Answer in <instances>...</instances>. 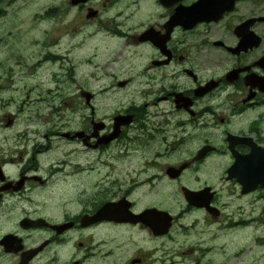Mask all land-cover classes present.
I'll list each match as a JSON object with an SVG mask.
<instances>
[{
  "label": "flooded vegetation",
  "instance_id": "1",
  "mask_svg": "<svg viewBox=\"0 0 264 264\" xmlns=\"http://www.w3.org/2000/svg\"><path fill=\"white\" fill-rule=\"evenodd\" d=\"M76 1L81 42L122 46L105 117L79 91L74 128L38 116L0 145V264H264V0ZM56 181L66 200L38 207Z\"/></svg>",
  "mask_w": 264,
  "mask_h": 264
},
{
  "label": "rangeland",
  "instance_id": "2",
  "mask_svg": "<svg viewBox=\"0 0 264 264\" xmlns=\"http://www.w3.org/2000/svg\"><path fill=\"white\" fill-rule=\"evenodd\" d=\"M124 11L120 6L105 9V17L126 23L120 19ZM83 23L82 15L79 19L68 0H0V125H4L6 116L13 123L10 129L0 127V145H8L10 136L24 130L25 125L41 127L38 116L44 118L46 129L50 124L74 128L69 107L79 91L92 94L95 116L105 117L106 68L110 61L122 58V46L104 34L83 44L84 36L78 30L89 27ZM98 31L102 32L101 28ZM134 31L135 27L128 33ZM59 147L65 151L72 145L61 143ZM51 152L49 161L59 155L58 150ZM89 154L97 155L95 151ZM59 183L56 181L54 188L42 194L31 195L38 207H56L64 199L60 197L64 187ZM222 201L229 203L230 197L223 196ZM56 210L73 213L78 207ZM261 252L264 253L254 248L248 257Z\"/></svg>",
  "mask_w": 264,
  "mask_h": 264
},
{
  "label": "water",
  "instance_id": "3",
  "mask_svg": "<svg viewBox=\"0 0 264 264\" xmlns=\"http://www.w3.org/2000/svg\"><path fill=\"white\" fill-rule=\"evenodd\" d=\"M85 0H77L76 2H84ZM73 4L74 0H72ZM199 4L197 3L194 8L198 7ZM187 9H177L175 12L176 14L171 18V22H173V25H181V26H186V25H190L194 20L192 19H178L176 18L177 14H182L185 13ZM187 14V13H186ZM190 17V16H189ZM190 20V21H189ZM192 20V21H191ZM184 197L187 201H192V197H191V193L184 191ZM194 204V203H193ZM196 206H200L198 204L195 203ZM112 206V205H111ZM162 215H164L162 212H158V216L159 218H163ZM96 217H93V220H100L103 219L102 217L105 216L106 219H113V220H119V218L122 216L121 212L119 211V209H117V207H101L96 213H95ZM119 217V218H118ZM122 219V218H121ZM124 219V217H123ZM168 219V218H166Z\"/></svg>",
  "mask_w": 264,
  "mask_h": 264
},
{
  "label": "trees",
  "instance_id": "4",
  "mask_svg": "<svg viewBox=\"0 0 264 264\" xmlns=\"http://www.w3.org/2000/svg\"><path fill=\"white\" fill-rule=\"evenodd\" d=\"M48 12H50V11H48Z\"/></svg>",
  "mask_w": 264,
  "mask_h": 264
}]
</instances>
